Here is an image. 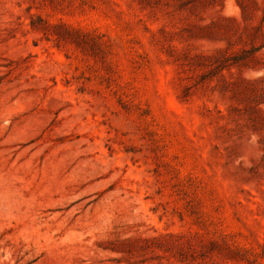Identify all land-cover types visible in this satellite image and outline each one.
<instances>
[{"label":"rangeland","instance_id":"obj_1","mask_svg":"<svg viewBox=\"0 0 264 264\" xmlns=\"http://www.w3.org/2000/svg\"><path fill=\"white\" fill-rule=\"evenodd\" d=\"M0 264H264V0H0Z\"/></svg>","mask_w":264,"mask_h":264}]
</instances>
